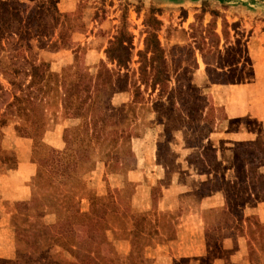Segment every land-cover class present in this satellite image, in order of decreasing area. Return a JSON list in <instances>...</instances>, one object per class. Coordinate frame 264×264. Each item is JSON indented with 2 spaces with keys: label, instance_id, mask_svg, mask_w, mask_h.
Instances as JSON below:
<instances>
[{
  "label": "rangeland",
  "instance_id": "rangeland-1",
  "mask_svg": "<svg viewBox=\"0 0 264 264\" xmlns=\"http://www.w3.org/2000/svg\"><path fill=\"white\" fill-rule=\"evenodd\" d=\"M151 16L161 23L158 39L170 77L169 84L164 82L163 100L172 88L177 90L169 94L167 105L157 108L152 106L157 90L150 93L149 69L141 65L136 55L144 48L145 23ZM121 26L132 36L130 62L120 71L127 76V86L113 94L104 91V100L113 107L125 108L132 105L133 90L138 86L137 107L141 105L143 109L133 115L128 113L125 124L117 129L130 132L129 136L109 133V127L105 129L106 137L104 133L94 143L100 159L94 169L105 166L107 172L120 171L126 175L125 189L116 196L120 204L127 190L132 196L135 188L140 187L139 190L145 189L144 194L150 192L146 195L150 194L154 202L162 197L171 205L178 201L179 206H186L181 210L186 217L179 219L178 230L187 238L202 237L206 242L208 238L207 245L215 251L218 239L215 227L220 218L208 216L209 224L203 232L195 210L190 207V192L200 188L201 175L215 170L209 156L203 155L204 148L217 162L220 161L217 149L227 148L217 143L238 138L264 141V0H0V150H10L18 163V157L26 152V138L37 135L42 141L44 131H50L64 142V130L81 125V120L70 119L69 111L63 109L60 101L63 89L54 77L49 78L46 88L44 80L37 76L46 70L57 76L95 75L102 64L117 71L108 63L104 51ZM207 49L217 51L208 54ZM202 57L211 65H205ZM231 66L233 69L229 72L227 68ZM185 98H188V108L192 107L188 110V129L184 131L187 141L180 134L182 126H170L165 134L171 147L167 146L169 154L164 156L157 146L163 133L157 117L162 116L164 122L161 110L165 107L171 110L177 107L185 117L181 103ZM76 102L72 100L75 106ZM205 116L212 122L210 125L203 120ZM176 136L179 142L174 145L172 138ZM74 143L77 148L78 140ZM64 149L65 145L61 151ZM239 149L238 165L253 169V177H248L249 185L254 180L257 187L253 191L259 192L256 195L260 199L264 198V147L251 145L249 152L254 159L251 164L244 162L245 147ZM43 152L40 150L38 154L40 161L45 155ZM160 168L165 170V176L160 174ZM3 169L1 166L0 172ZM217 171L224 173L220 168ZM212 182L208 187H201V191L215 189L218 181ZM187 183L188 197L178 200L176 192H181ZM244 197L245 194L242 200ZM1 205L4 206L0 211V256L6 257L0 260H8L7 254H11L9 258L16 261L17 254L15 251L12 254L16 241L12 242L14 233L6 214L13 210L1 202L0 210ZM160 217L157 218L166 226L158 227V232L173 236L175 229L170 218L165 214ZM227 231L224 235L231 236ZM111 245L117 254L112 242ZM98 252L105 258L113 256L106 244H100ZM118 257L127 263L126 257ZM20 262L26 264V261Z\"/></svg>",
  "mask_w": 264,
  "mask_h": 264
},
{
  "label": "trees",
  "instance_id": "trees-1",
  "mask_svg": "<svg viewBox=\"0 0 264 264\" xmlns=\"http://www.w3.org/2000/svg\"><path fill=\"white\" fill-rule=\"evenodd\" d=\"M203 3L205 1L201 2V4ZM14 16L17 17L18 14L16 13ZM145 26L147 32L143 42L144 48L142 51L137 52L136 55L139 57L141 65L149 69L151 77L150 93L152 94L157 90V99L156 102L152 103V106L157 108L167 105L169 94H173L171 92L177 90L172 88L167 98L163 100L164 82L169 84L170 77L164 51L158 39L161 23L151 16L146 21ZM131 37L125 27L121 26L114 41L104 51L108 63L114 65L117 71L107 69L102 64L95 75L85 73L79 76H57V74L46 70V72L37 76L44 80L46 88L49 86V78L54 77L56 83L60 84L63 89L60 96L63 109L69 111L70 119H78L82 122L81 125L78 124L64 130L65 149L63 151H57L47 146L37 139V135L29 137L34 141L31 158L37 164V171L32 179V199L26 204L19 203L14 205L10 225L16 241L15 254H17L18 260H0L1 264H20V261L23 263L26 261V264H124L118 255L113 252L115 250L111 245V241H109V236L114 240L129 239L128 242L132 247V253L126 256V264H139L143 246L150 244V239H146L142 235L151 237L152 233L158 234V229L156 228L166 226L163 223L160 224V221L154 225H145L146 216L128 214V211L120 208L114 194L110 192L101 196L96 194V189L94 191L89 188L87 193L89 205L88 210L85 212L80 209V201L72 195V189L75 184L82 179L85 173L94 170L96 163L100 161V159H97L98 154L95 153L94 143L104 133L106 137L105 129L109 127V133L129 136L130 132H123L122 129L117 131V129L127 120L128 113L133 115L136 110L143 109L141 105L138 106L139 108L137 107V97L140 95L138 86L133 90L132 105L125 108L121 106L113 107L111 102L104 100V91L113 94L115 91H121L127 86V76L125 74L121 75L120 71L126 69L127 64L130 62L132 51ZM199 51H201L200 48ZM216 51L207 49L206 53L213 54ZM202 59L205 65H211L205 61L204 57ZM227 69L231 72L233 66ZM140 70L142 73H146L141 67ZM32 71H35V68ZM36 73H33L34 76L37 75ZM81 93H84V96H81ZM170 97L172 98V96ZM73 99L77 101L76 106L72 104ZM187 99H182L183 101L181 102L186 112L185 117L180 115L177 107L173 109L176 111L175 114L173 110L167 107L161 110L165 116L164 122L162 116L157 117L158 123L163 125V133L157 141V146L160 154L164 156L169 154L167 146L171 147V143L165 134V131L170 126L175 124L179 127L182 126L179 131L182 132L180 133L182 139L187 141L185 140L187 133L184 131L188 129V110L192 108H188ZM117 115L118 118H116ZM203 120L208 125L212 123L208 121L207 116ZM167 135L168 137L170 136L168 133ZM135 138H139L138 134H135ZM75 140H78L77 148H74ZM172 140L174 145L179 142L177 136L176 138L173 137ZM253 142L233 144L229 141H223L217 143L223 147L227 146L226 149L223 148V151L217 149L220 154V161L217 162L213 159L215 157L208 154V150L206 149L207 151H205L204 148L203 155L209 156L215 169L214 179L218 181L219 187H223L225 192H227L230 201H241V197L247 193L249 188L255 190L257 187L254 180L251 186L248 182V177L252 178L254 175L253 169L250 166H240L237 163L241 161L238 157L239 147H245L247 153L244 162L249 164L254 160L249 152L251 145L259 144L264 147V141L255 140ZM1 150L0 167L4 166V169L0 174L17 166L15 155L10 150ZM40 150L45 153L41 161L38 157ZM166 161L168 162L169 160L166 159ZM218 168L224 170V173H217L218 171L216 172V170ZM225 170L230 171L229 178H232V180L225 178ZM232 174H234V177ZM93 188H97V185L94 184ZM247 198L245 196L243 199ZM45 215H54L56 218L54 223H48L43 220ZM157 217L161 219L163 216H156L155 221ZM128 219L131 221L129 229L126 228L127 224L124 223ZM223 223H226L225 219ZM77 225L87 228L86 240L75 241L74 227ZM146 227H148V230ZM93 243L94 246L91 247ZM100 244H106L110 247L113 256L105 258L100 255L98 252ZM21 245L23 248H20Z\"/></svg>",
  "mask_w": 264,
  "mask_h": 264
},
{
  "label": "crops",
  "instance_id": "crops-1",
  "mask_svg": "<svg viewBox=\"0 0 264 264\" xmlns=\"http://www.w3.org/2000/svg\"><path fill=\"white\" fill-rule=\"evenodd\" d=\"M61 139L54 132L46 131L42 141L52 149L61 151L65 145ZM226 141L238 144L254 140H241L238 138L234 140L227 139ZM32 144V140L26 138V152L21 153V156L18 157L16 168L0 174V202L7 204L12 210H14L15 204H26L32 199V179L37 171V166L31 158ZM163 173L165 176V170L160 168V174ZM229 174L230 171L225 170V178L232 180V178H229ZM232 176L234 177V174ZM178 180L179 178L176 181H170V183L173 184L174 181L177 182ZM212 180L213 182L215 181L214 172L201 175L200 188L208 187ZM126 182V175L120 173V171L107 172L105 171V166H102V168L94 169L78 181L72 189V195L81 202V211L85 212L88 210L89 205L87 201L89 188L94 191L96 189V194L101 196L110 192L114 194L115 199L118 201L116 196L123 193ZM94 184L97 185V188H93ZM139 188H135L136 191L132 196L128 195V190L126 191L122 203L118 202L120 208L124 211L130 210V213H134L136 216H146L145 225L159 223V218L155 221L154 213L157 216L165 214L170 218L169 222L175 229L173 236L170 237L168 234L165 235L159 232L156 235L152 233L151 237L142 235V237L150 239V244L143 246L139 264H178L179 262L182 264H264V198L260 199L256 195L259 193L258 191L255 192L249 188L247 193H245L248 198L235 202L229 200V195L219 185L215 189L207 190L206 193H203L200 188L190 192L192 200L190 207L192 211L195 210V214L202 224L203 232L209 224L208 216L213 215L220 218L215 227V234L218 237L217 248L213 251L207 245L208 238L207 242L202 237L187 238L186 235L178 230L180 228L179 219L186 217L183 213L184 211L181 212V210L186 209V206H179L178 201L177 203L171 202L172 205L169 204L165 198L161 197V191L159 194L161 199L157 198V201L154 202L150 194L149 196L146 195L150 193L149 191L144 194L145 189L139 190ZM176 194L178 200L184 196L188 197V183L186 187H182L181 192H176ZM1 206L2 210L0 211H3L4 205ZM11 213H6L9 223ZM150 215L153 218H150ZM55 219L54 215H45L43 217V220L48 221V223H54ZM224 219L226 223H223ZM124 223L130 225L131 221L128 219ZM146 228L148 230V227ZM225 230L230 231L232 235L225 236ZM75 231V241L80 242L87 239V229L84 226L77 225ZM108 238L116 247L117 255L126 257L132 253V247L128 242L129 239L114 240L110 236ZM13 239L14 235L12 236V242ZM121 245L122 247L124 246L123 249L118 247ZM14 251L16 253V249L12 250L13 255ZM0 257L6 256L2 255ZM9 257H11V254L10 256L7 254L8 259H10Z\"/></svg>",
  "mask_w": 264,
  "mask_h": 264
}]
</instances>
